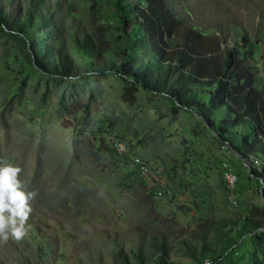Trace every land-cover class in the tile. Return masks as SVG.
Instances as JSON below:
<instances>
[{
  "label": "rangeland",
  "instance_id": "374dc122",
  "mask_svg": "<svg viewBox=\"0 0 264 264\" xmlns=\"http://www.w3.org/2000/svg\"><path fill=\"white\" fill-rule=\"evenodd\" d=\"M30 1L51 5L46 27L27 38L0 27V163L18 166L17 178L36 195L26 234L0 240V264H118L120 252L154 239H165L183 264H195L183 252L200 254L203 241L215 260L198 264H264V185L252 171L264 155L242 158L195 112L115 73L61 78L32 63L38 51L59 47L81 65L72 29L119 45L117 2L137 0ZM169 2L226 46L249 41L262 86L264 0ZM3 5L10 16L27 10L26 0ZM228 171L238 176L233 188ZM248 217L263 225L245 224Z\"/></svg>",
  "mask_w": 264,
  "mask_h": 264
},
{
  "label": "trees",
  "instance_id": "16d2710c",
  "mask_svg": "<svg viewBox=\"0 0 264 264\" xmlns=\"http://www.w3.org/2000/svg\"><path fill=\"white\" fill-rule=\"evenodd\" d=\"M4 1L0 0V27L27 38L38 26H47L50 4L36 9L26 0L24 15L10 16ZM117 8L124 34L117 37L119 45L72 29L70 39L83 60L81 65H75L72 56L59 47L52 55L38 51L31 57L33 65L61 78L115 73L134 88L163 94L176 106L195 112L242 158L264 155V77L257 87L249 41L224 45L222 35L193 25L169 0H137L124 6L119 1ZM252 171L264 185V166ZM245 224L263 225L251 217L245 218ZM169 252L165 239H154L146 247L120 252L118 264H183L172 260ZM183 253L195 264L202 263L201 257L215 260L214 250L205 241L200 254L190 247Z\"/></svg>",
  "mask_w": 264,
  "mask_h": 264
},
{
  "label": "clouds",
  "instance_id": "9594fccd",
  "mask_svg": "<svg viewBox=\"0 0 264 264\" xmlns=\"http://www.w3.org/2000/svg\"><path fill=\"white\" fill-rule=\"evenodd\" d=\"M18 166L0 163V240L11 236L20 240L26 234L25 222L31 208L28 201L36 195L35 191H27L17 178Z\"/></svg>",
  "mask_w": 264,
  "mask_h": 264
},
{
  "label": "built area",
  "instance_id": "2783aa9c",
  "mask_svg": "<svg viewBox=\"0 0 264 264\" xmlns=\"http://www.w3.org/2000/svg\"><path fill=\"white\" fill-rule=\"evenodd\" d=\"M114 149L118 154H125L127 151V145L125 143L124 140L117 138L114 140ZM139 171L141 174L145 173V172H149V168L145 165H139ZM225 178L229 184L230 187H235V184L238 181V176L235 172L233 171H228L225 173ZM206 264H209V262H205Z\"/></svg>",
  "mask_w": 264,
  "mask_h": 264
}]
</instances>
